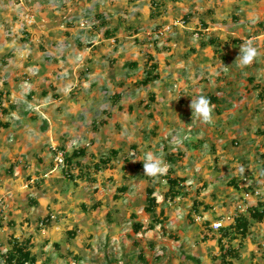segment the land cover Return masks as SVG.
<instances>
[{"label":"rangeland","instance_id":"374dc122","mask_svg":"<svg viewBox=\"0 0 264 264\" xmlns=\"http://www.w3.org/2000/svg\"><path fill=\"white\" fill-rule=\"evenodd\" d=\"M36 1L40 6L56 8L62 3ZM206 1L82 0L88 7L73 10L75 42L81 43L89 27L102 34L101 25L109 23V32L118 36L115 49L121 55L116 62L123 63L116 70V64L108 61L109 73L114 80L117 71L120 84L111 87L92 79L88 85L96 87L89 90L83 85L85 76H81L70 92L50 85L46 92L27 90L23 102H16L14 107L5 105L6 114L1 111L6 102L0 100L1 120L16 110L12 130L0 127V136L9 137L6 153L0 151V220L6 224L0 225V264H5L3 255L10 246L11 233L12 238H30L36 264H219L217 239L221 230L241 216L249 219L246 235L228 232L230 237L221 244L237 249L239 259L233 264H264V221H253L247 212L250 207L264 211V89L244 90L245 72L236 75V63L227 62L225 54L216 56L217 51L205 44L207 40H202L204 46L199 45L201 32H195L199 19L197 25H192L196 22L192 20L189 31L183 30L189 16H194L193 7L199 8ZM234 1L222 12L225 32L219 33L228 43V35L243 42L257 28L254 46H258L259 55L248 66L256 67L253 75L264 83V0ZM63 3L66 5L62 7L68 6L69 1ZM79 3L81 6V0ZM55 11L60 13L59 8ZM26 15L30 22L31 12ZM231 16L240 17L249 27L237 28ZM23 33V29L17 32V43L28 42ZM208 34L202 38L207 39ZM170 41L174 44L169 45ZM110 46L107 44V49L113 50ZM192 47H198V52L201 47L208 50L197 54ZM171 51L175 58L183 51V61L172 60L174 67L168 68L175 73L164 75V79L157 74L154 81L160 80L162 88L172 89L169 93L178 97L153 103L149 83L136 84L150 71V65L157 68L154 56ZM31 53L29 49L27 54ZM222 74L226 79L220 77ZM224 84L227 93L219 90L218 100L210 103L209 122L192 114L191 99ZM60 95L67 98L57 104ZM87 101L92 103L85 107ZM119 103L121 111L116 107ZM128 107L132 109L128 111ZM103 114L110 119H103ZM19 145L26 152L14 156L13 148ZM79 149H84L83 153L71 158L70 163L64 160L65 155ZM149 152L166 165L156 177L143 172L142 162ZM57 155L63 158L62 166L57 165ZM170 155L172 161L167 160ZM106 159L108 162L94 169L93 164ZM167 175L183 180L177 197L167 195L168 185L163 179ZM243 177L244 184L238 183ZM30 179L34 192L38 191L37 203L30 198L33 191L21 193L27 190L21 185ZM151 185L157 202L152 214L144 211L145 190ZM123 186L125 193H117ZM115 194L118 199L113 198ZM42 200L47 205L42 206ZM10 201L21 208L22 220L16 219L14 208H6ZM161 214L163 220L159 221ZM222 215L226 216L223 228L214 230L212 224ZM229 215L234 218L227 220ZM134 223L142 226L137 233L133 232ZM69 231L72 237L67 235Z\"/></svg>","mask_w":264,"mask_h":264},{"label":"crops","instance_id":"0c3cea01","mask_svg":"<svg viewBox=\"0 0 264 264\" xmlns=\"http://www.w3.org/2000/svg\"><path fill=\"white\" fill-rule=\"evenodd\" d=\"M61 1L62 3L60 7L56 8L53 5L49 7L46 5L40 6L36 0H0V100L6 102L2 104V108L5 109L6 107L5 105L8 104L14 107L15 106L14 104H16V102L20 103L24 99L26 92L28 91L46 92L47 86L49 85L57 88L58 90H63V93L66 90L67 92H70L72 88H74L77 85L78 77L80 78L81 76H85V79L83 80V85L88 86L87 88L89 90H91V88L93 89V87H96V85H93L92 83L88 85L89 83L88 80L92 81V79L98 80L100 84L104 83L107 86L109 84L111 85V87L114 84L115 87H117L120 84L118 83L119 81L116 78L118 77L117 71H115L116 74V77L114 79L115 81L112 79V75L109 73V69L111 66L109 65V62L116 64L115 66L116 70H118L117 65L120 66L123 65V63L116 62L118 61L117 58H119V56L121 55V53H119V50L115 49L116 48L115 43L118 42L116 39L118 37L116 35L117 32H112L111 31L112 29H110L111 32H109L107 28L108 26L107 24L109 23L103 22L104 24L101 25V27L104 29L102 34H100V32H95L91 27H89V30L87 29L84 31L85 38L83 37L81 39V43L80 42L78 43V41L75 42V38H74L75 21L72 17L75 15L76 11H80V10L82 11L86 7H88V3L85 4L81 0V6H80V3L77 4L78 0H61ZM66 1H69V3L67 4L68 6H65L66 9H64L65 7L62 6L66 4L63 2ZM220 1L221 0H218V2L217 0H208L206 2H202L199 8L197 6L193 7V11L191 12L194 13L192 14L194 16L191 17L189 16V21L185 22L186 24L182 28L183 30L189 31L191 27H193V26H189L190 24H192L191 23L192 20L194 18H195L194 21H196V19H199L200 26L198 25L195 27L196 30L195 32L197 33L201 32V37L199 38L201 44L199 43V45L204 46L202 40L203 41L205 40L209 41L210 39L215 40V42L211 44H209L208 42L205 44L210 46L211 50L217 51V53H215L216 56H218L219 54L220 55L225 54L227 55V59H228L227 62L234 61L237 65V68L234 70V73L236 75H239L240 72L243 71L245 72L246 82L243 89L245 90L246 88H248L249 91L253 90L260 92L264 89V83H261L255 79L252 70H254L256 67H251V66L241 67L239 66L238 62L235 61L237 56L239 55V47L242 42L237 41V38L235 37L229 38V36L231 37V35H228L227 38L230 39V42L228 43V41H225V39L221 38L222 34L219 33V31L222 33L225 32L222 28L225 26V24L223 25V20L221 19V17L223 16L222 12L224 13L226 7L229 6L230 4H233L236 1L234 0H222V2ZM224 4L226 5L225 7ZM47 5H50V3H47ZM58 8L60 9V13H57L55 11ZM73 10H76L75 13L73 12ZM27 11H30L32 14V20L30 22H27L25 19V17L27 16L26 15ZM231 17L234 20V23L237 26V28L244 26L249 27L246 24H243L242 22L243 20H239L240 17L239 19L235 18L234 16ZM68 19L70 21H68ZM186 19H188V15H186ZM197 24L198 23L196 21L192 25H197ZM19 28L21 30L23 29L24 37H26V40L29 39L28 42H22L21 40H19L20 42L18 41V43L16 42L15 39L17 32H19L20 30ZM253 30H254L253 34L248 35L245 41L251 39L253 43L256 44L257 43L256 40H258L259 33L255 32L257 31V28ZM204 33H209L207 39L202 38L205 37V35H203ZM261 33L263 34L262 31ZM225 34H229V32H226ZM171 42L172 41L169 42V45L174 44ZM261 42H262L261 44H264V40ZM107 44L111 45L110 47H113V50L107 49L106 47ZM172 45L169 46V48H172ZM169 48H166L165 50L168 51ZM192 48L197 49L198 47H192ZM12 49L14 50L10 51ZM29 49L32 50L31 55L27 54ZM103 49H107V50L104 51ZM204 49L208 50V47L199 48V52L197 49L196 50L197 54L204 53ZM10 52L11 54H9ZM109 55L112 56L111 59H107L109 58L108 57ZM182 55H183V51H181V53L178 54L175 58L173 56V51H171V52H161L158 53L156 56H154V58H156L155 63L157 64L156 72L158 71V73L155 74L156 75L159 74L160 77L159 79L162 78L164 79L165 76H168L171 73L173 74L175 73L174 70H170L168 67H174L172 64H170L172 60L177 62H182L183 61ZM168 63L169 65H167ZM67 76H69V78H67ZM220 77L222 79L223 77L224 79H226V76H224L223 74ZM248 79L251 80L250 84ZM160 85H161L160 80H156L147 85L149 86V90H152L149 91V94H151L150 97L152 96L153 103L158 99L170 100L173 96L178 97L176 94L169 93V91L172 89L162 88ZM180 85H182V82ZM157 87L158 89H156ZM223 88H225V84L224 87H215L214 89H209L208 93H206V95L204 96L211 95L215 97L216 100H218V98H216L218 91L221 90L223 94H225L226 92L224 91ZM230 92L231 91H229V93ZM231 94L234 95V92ZM67 96L69 97V94ZM66 98L64 97L62 98V96L60 95L57 104L61 103V101L65 100ZM183 98L185 97L183 96ZM140 101L143 100L140 99ZM91 103H92L91 101L89 103L87 101L84 103V106L86 107L88 106V104ZM121 103H119L116 107L119 106L121 107L122 105ZM2 114H6V113H2ZM15 114H16V110L14 108L12 109V111L11 110L9 111L8 114L9 116L7 115L6 118H4L3 120L0 119L1 122L7 123V127L5 128L7 131L12 130L11 124H12V119L14 120ZM88 116L91 115L89 114ZM109 117H106L103 114V119L108 121L110 119ZM24 120H26V118H24ZM19 133L21 132L19 131ZM11 135H14V133ZM0 138L2 140L0 141V151H5L7 149V146L9 145V140H8L9 137L1 135ZM15 141L16 140H14L13 143ZM10 147L12 148V144H10ZM6 151L4 153H6ZM25 152L26 150H24L23 145H19L17 146L16 150L13 148V152L11 154L15 156L16 154L17 155L23 154ZM40 177L41 178L45 177V175L43 174ZM31 182H33L32 179H30L24 185L23 184L21 185L20 188H27V190L21 191V193L28 194V192L35 191V189L32 188ZM30 185L31 188L28 189L27 186ZM39 192H42V189L41 190L39 189ZM33 194L34 195H30L31 196L30 198H34L35 202L40 201L35 197L38 196V191L34 192ZM13 199L14 200L16 199V197H14V194H13ZM41 203L42 206L43 204L47 205V201L42 200ZM10 207L14 208V210L17 211L16 219L20 217L19 221L22 220L21 218L22 215H19L21 209L19 205L13 201H10L6 205V208L9 209ZM37 207L39 206L37 205ZM26 213L29 215L31 214V212H28V210H26ZM26 213H24V215H26ZM11 217L13 219V215H11ZM223 217L225 218L226 216L224 215L220 216V220L224 219ZM29 218L31 219V217ZM0 225L5 226L6 224H4V221H2L0 222ZM11 225H13V223ZM2 229L3 227L0 228V231ZM10 235H12V233ZM15 238L19 241H22L19 237H15Z\"/></svg>","mask_w":264,"mask_h":264},{"label":"trees","instance_id":"16d2710c","mask_svg":"<svg viewBox=\"0 0 264 264\" xmlns=\"http://www.w3.org/2000/svg\"><path fill=\"white\" fill-rule=\"evenodd\" d=\"M215 42V40L210 39L208 41L209 44ZM125 65L127 66H132L135 67L136 64L135 63H126ZM150 71H146L145 72V77L143 80L139 81L136 85L138 86H146L148 83L153 82L156 78L157 75L155 74V70H156V65H150ZM249 82H251V80L248 79ZM115 98H118V96H115ZM150 100L152 101V96L149 97ZM207 98L209 99L210 103L215 102L216 99L213 96H207ZM147 106V105H145ZM119 111L123 110L122 107H118L117 108ZM128 111H130L132 108L128 107L127 108ZM2 113H6L7 110H5L4 108H1ZM0 127L2 128H6L7 127V123H0ZM84 151V149H79L77 151H73L69 156L65 155V161L67 163H70V159L76 157L77 155L82 154ZM111 154L113 156L116 155V153L114 151L111 152ZM167 160L172 161L173 160V155H170L169 157L167 156ZM104 162H108L107 159L104 161H98V163L93 164V167L95 170L99 169V166L101 167V165ZM163 179H165L166 184L168 185V190H167V195L171 198L177 197L180 194V188L182 186L183 180L181 179H176V178H172L169 175H167L166 177H164ZM237 186V184L235 185ZM127 190V188L125 186L120 187L119 189H117V193L119 194H123L125 193V191ZM114 199H118V195H114L113 196ZM145 202H146V206L144 207V211L147 213H153L155 211V207L157 205L156 202V198L154 197V188L153 186H148L145 190ZM195 205V202L194 204ZM92 208H96L95 205L92 206ZM248 217H250V219H252L253 221L256 222H263L264 221V211H260L259 208H254V207H250L248 209ZM159 217H161L159 219ZM158 220L161 221L163 220L162 214L159 215ZM249 219L247 218H243L238 217L235 219L233 225H230L229 227L221 230V234L220 237L217 239V243L219 246V259L220 262L219 264H233L234 260H238L239 259V254L237 249H234L233 247L229 246V247H224L221 244V241L224 238H229L231 233L228 232H236L239 233L241 235V237H244L246 235V233L248 232V227H249ZM42 223V222H41ZM133 232L137 233L142 226L139 223H134L133 225ZM68 236L73 235L72 232H68L67 233ZM9 248L7 250V252H5V255H3L4 258V263L5 264H36V257L35 255L31 252V248H32V243L30 239H26V240H22L19 241L16 238H12V235L9 236ZM188 260H191L193 262L198 263V261L196 259H194L193 257H186Z\"/></svg>","mask_w":264,"mask_h":264},{"label":"clouds","instance_id":"9594fccd","mask_svg":"<svg viewBox=\"0 0 264 264\" xmlns=\"http://www.w3.org/2000/svg\"><path fill=\"white\" fill-rule=\"evenodd\" d=\"M258 55L259 53H258L257 47L254 46L253 41L249 39L241 43L239 47V55L237 56L235 61L238 62L239 66L246 67L252 64ZM190 109H191L192 114H195L204 122H209L212 118V106L210 104L209 99L204 95H199L196 98L191 99ZM56 154L57 153H55V155ZM142 163H143L144 175H147V176L156 177L162 174L166 169V165L164 164V162L161 159L155 157L150 152L145 154L144 160ZM242 170L243 169L241 168V171ZM242 179H245V178L244 177L241 178L238 183H240ZM224 219L219 220V221H223ZM42 224L43 223H40V225Z\"/></svg>","mask_w":264,"mask_h":264},{"label":"built area","instance_id":"2783aa9c","mask_svg":"<svg viewBox=\"0 0 264 264\" xmlns=\"http://www.w3.org/2000/svg\"><path fill=\"white\" fill-rule=\"evenodd\" d=\"M56 162L58 163L57 165H61V166H62V165H63V158H61L59 155H57V156H56ZM56 162H55V163H56ZM244 181H245V179H242L240 183L244 184ZM254 194L257 195L258 193H254ZM230 217H233V215L230 216ZM230 217L228 216L226 219L229 220ZM233 218H234V217H233ZM222 226H223L222 221H218V222H215V223L212 224V227H213L215 230H218L219 228H222Z\"/></svg>","mask_w":264,"mask_h":264}]
</instances>
